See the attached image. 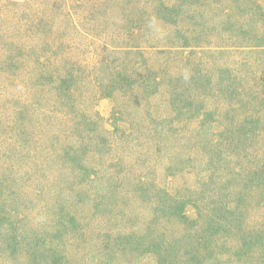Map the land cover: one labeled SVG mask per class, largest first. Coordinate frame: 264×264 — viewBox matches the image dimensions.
<instances>
[{
	"label": "rangeland",
	"instance_id": "1",
	"mask_svg": "<svg viewBox=\"0 0 264 264\" xmlns=\"http://www.w3.org/2000/svg\"><path fill=\"white\" fill-rule=\"evenodd\" d=\"M11 1L41 11L51 2L0 0V60L8 38L9 44L30 40L41 49L47 42L91 74L79 77L68 93L31 88L24 99L10 81L6 92L1 88L0 212L8 232L0 237V264H25L35 251L40 264H246L245 234L264 221L253 189L259 173L264 180L256 164L264 118L252 125L240 150L238 143L229 146L223 117L234 120L237 137L248 135L241 125L245 117L251 120L242 113L249 106L229 98L228 86L240 91L264 83V54L251 46L255 32H264V17L252 19L260 0H246L241 17L239 10L225 15L229 0H170L180 13L172 26L155 11L147 16L144 9L156 0H140L139 8H124L127 0H63L62 33L54 40L38 26L22 33L19 16L7 20L3 6ZM74 22L85 31V23L94 25V35L79 39L66 28ZM184 32L192 36V48L178 50ZM92 37L100 52L93 50ZM119 70L127 73L122 85L115 79ZM236 102L239 114H229ZM80 109L90 121L67 123L64 114ZM52 116L67 125L51 128ZM89 133L92 140H86ZM23 204L30 206L26 218L11 212ZM120 233L134 239L127 251ZM13 237L23 240L12 249L20 260L5 249Z\"/></svg>",
	"mask_w": 264,
	"mask_h": 264
},
{
	"label": "trees",
	"instance_id": "2",
	"mask_svg": "<svg viewBox=\"0 0 264 264\" xmlns=\"http://www.w3.org/2000/svg\"><path fill=\"white\" fill-rule=\"evenodd\" d=\"M220 1H222V0H220ZM247 1L250 2V0H247ZM262 1H264V0H262ZM262 1L261 0L258 1L257 5L253 7L255 9V12L253 14L252 19H255L256 16L264 17V3H262ZM115 2H116V0H114L112 3H115ZM139 2H140V0H127L126 2L123 1L121 4L124 8H129L130 6H135V8H139ZM228 3H233V5L228 6V7H224L223 12L225 13L226 16H231V17L234 16V10H239L240 15H237V17H241L242 16L241 13L243 12V10H245L244 9L245 6L248 5L246 3V0H229ZM6 4L7 5H5L3 7H4L5 14L7 15V17H9L7 20H10L11 18H13L15 16H19L20 20H22L20 22L25 24V26L22 27L23 28L22 33L27 32L31 27L38 26L37 30H39V31L43 30V32L46 33V35H50L52 40L61 36V33H62L61 26L62 25H60V16L64 15V9H62L63 8V0H51V2H48L46 4V6L43 7L42 11L39 10L40 8L38 7V5L35 6V4L32 5V3H21V2L11 1V2H7ZM92 4L94 6L95 3L93 2ZM118 4H119L118 2L115 3V5H118ZM262 8H263V16H262V14H260V11H261L260 9H262ZM147 9L150 10L148 12L147 16H150L152 14V12L154 13V11H155L156 17L160 15L159 18L161 20H163V22H165L166 24H170L171 26L177 23L179 15H180V13L176 11L174 4L170 3V0H156L155 3H153L149 7L147 6L144 10H147ZM258 10H260V11H258ZM67 13H71V11H67ZM91 13H92V11H91ZM91 13L89 16H91ZM92 16L94 17V15H92ZM201 17H203V16H201ZM141 18H142V15H141ZM183 19H184V17H183ZM106 22L107 21H104V23H106ZM244 23H246V24L248 23V25H252V21H250V22L245 21ZM76 26H77V23L74 22L72 26L71 25L69 27L66 26V28H72L73 29L72 34L77 36L81 40L86 41L89 39V37L92 36L93 33H90V32L93 30L92 28H94V25L89 26L85 23V26L87 29L86 31L83 29H79ZM13 28L16 29L15 27H13ZM224 28L227 29L228 27H224ZM206 29L211 30L209 24H208V27ZM213 29H215V27H213ZM19 34L21 35L20 32H19ZM184 34H185L184 36H186V39L184 38V36L179 38L178 41H180L181 45L178 46V50H180V48H183V49L192 48V43H191V41L193 40L192 36L190 37L189 35H186L187 33H185V32H184ZM243 34L248 35V31L244 29ZM25 35H26V33H25ZM44 37H45V35H44ZM252 37L255 38L254 40H252L251 46L254 48V50L252 52L253 53L258 52V53L264 54V32H261V33L255 32V34ZM24 39H27V38H24ZM8 40H9V38L6 39L5 41H3L5 43H7V45H10V46L8 47V49L6 47V53L4 55V58H3V60L2 59L0 60V64H1L0 65V93H1L0 95H1V98L3 96L1 88L3 90L6 87L3 90L4 92H6V90H8V88H9V87H7L9 81L14 83L12 85V86H14V89H13L14 91L17 92L19 89L24 91L23 97H24V99H26L25 94L29 93L31 88H34L37 91H40L43 88H48L47 86H49L50 90L54 89V88H58L60 90V92L65 91L68 93L70 91V88H73V83H76L77 81H78V84L81 83L79 77L81 78L82 76L91 74V69L90 68L88 70L84 69L81 61L77 62V61L70 60L71 59L70 57L67 58L68 55L64 56V54L63 55L60 54L59 49L54 50L55 47L52 48V45L51 44L49 45V43H47V42L43 43L45 45L43 46L44 48L41 49L39 47V45L38 46H32L30 40H27V41L25 40L22 42L11 43V44H9L7 42ZM94 41H96V38L92 37V39L90 40V43H94L93 50L97 49L100 52V50H99L100 45L96 47V42H94ZM249 41H251V40H248V42ZM3 42H1V43H3ZM100 44H101V46H103V48H105V50H115V47L110 46L109 44H106V43H100ZM85 48H87V47H85ZM46 49H49L51 51H47ZM79 49L80 48L75 49L76 52L81 51ZM10 50H14L13 53L10 52ZM127 50H131V49H127ZM64 59H66L65 63L62 62V61H64ZM1 62H3V64ZM79 74H80V76H78ZM126 77H127V73H124L123 71L119 70L116 74L115 79H117L119 82H121L120 85H122V83ZM158 80H160V77ZM237 80H239V79L235 78L234 82H237ZM163 82H164V80H163ZM159 83L161 84L162 81H159ZM116 86H117V84L115 82L111 81V83L109 85L111 92L115 91ZM240 86L244 87L243 84H240L239 87ZM228 87L231 90V95L229 96V98H237V100L239 101L240 104L245 103L244 100H246V102H247L246 104H248V106H249L247 108L245 105V108H242V113L244 112L251 119V120H248L245 117V121L241 125V128H243L242 130H245L248 133V135L243 136L242 139L237 137L238 133H239V129L237 131V134L232 132L233 129L230 127L231 126L230 124L234 120L230 121L226 117V115H224L225 116V117H223L224 119L222 118L223 121L225 122V124L227 125V128L230 130V131L228 130V132H227L229 134V136L227 135V138H229L231 140V142H229V146L230 145L232 146L233 143H238L237 146H240L239 149L245 150V147H243L241 145L242 144L241 141L245 137H247V136L249 137V134L250 135L252 134L251 132L254 131L252 125L255 124L257 127L258 125H260V123L262 124V121L264 118L263 115H259L260 112H262L264 109V107H262V106H264V83L260 84V89L251 87V85H248V84L240 91L237 90V87L234 86L233 84L229 85ZM122 90H123V88H122ZM67 93H65V94H67ZM255 94H257V96ZM107 96H109V95H106V97ZM243 97H244V99H243ZM33 101L34 100H32V103H33ZM231 102H234V100ZM37 104H39V103L37 102ZM234 104H236V105L232 104V106L229 109H226V110H228L227 112L229 114L232 112H234V114H239L240 111L237 108V106H238L237 102ZM27 106H29L28 102H27ZM250 108L252 109V113L250 112ZM74 111L75 110L68 113L67 115L64 114V119L67 116V118H66L67 123H75V124L80 125L82 123H86V122L90 121V115H87L86 112H84L83 110L80 109L76 112H74ZM255 116H257V118H255ZM253 118H255V120L257 122H255V120H253ZM64 119L61 117L59 118L57 116H56V118H53V116H52L50 118L51 125H48V126H50L51 128L52 127L55 128L54 127V124H55V125L64 127V125L66 124ZM97 121L98 120H96L95 122L98 125ZM92 122H94V121H92ZM260 129H261V127H258L257 131H260ZM62 130L63 129H61L60 134H62L64 136L65 132H64V130L63 131ZM242 130L240 131L241 133H243ZM231 132H232V136H231ZM111 134H113V132ZM259 136H260L259 133H257V137L260 140L263 135H261L260 137ZM262 138H263V139H261L262 142L260 143L261 144L260 147L262 149V151L260 153L261 156L259 157V161H258V163L256 162V164H257V168L260 171L264 172V136ZM90 139L92 140L93 137H91V135L89 133L88 137H86V140H90ZM96 144L100 146V142H96ZM76 150L77 149H74V151H76ZM76 155H78V153H76ZM70 157H71V155H70ZM75 158L77 159V156H75ZM75 158H72V159H75ZM78 163H80V161ZM81 169H83V167L78 165V170H81ZM169 169H171V168L169 167ZM254 178H255V176H254ZM258 179H261V180L263 179V176L260 173H259ZM261 180L260 181L257 180V183H255V188H253V189H255V191H254L255 197H257V194H258V196L260 195V197L256 201V206L257 207L263 206V208H264V203H262L264 201V182H263L264 180L263 181H261ZM140 185H141L140 187L145 186L144 183H140ZM1 207H2L3 211H5V208H4L2 203H0V208ZM245 209H246V207H245ZM6 211L9 212L10 210L7 209ZM29 211H30V206H27L25 204H23L22 207L17 206L14 209H11V212L13 214L18 213V215H20V217H22V218H26L29 214ZM227 213H229V211H227ZM8 214H7V216H8ZM4 218L5 217L2 215V211H1L0 212V237H1V239H5L6 233L8 232L6 230L7 220L5 221ZM223 218L228 221V219L226 217H223ZM8 221H10V219ZM261 226H262V228H264V221H261L259 228L256 227V229H254L253 231L252 230L250 231L251 233H247V235L245 234V236L248 240V243L250 244V246L248 248H245V250H244V253H245L244 256L245 257L247 256V260L245 261L246 264H248L249 262L251 264H264V229H262ZM120 234H122V236L127 237L125 239V242H126L125 244H123L121 242L123 248H125V250L127 251L128 250L127 247L130 246L129 242L132 243V241L134 239L131 235L127 236L126 233H120ZM123 234H125V235H123ZM11 240L12 241H6L5 242L8 244L5 247V249L9 252L10 257L14 258V257H16L15 255H13L14 254L13 252L15 250H12V249L13 248L18 249V247H19L18 243L20 244L23 240H19L18 238L16 239L14 237ZM207 241L208 240H206V243H207ZM119 243H120V241L118 238V240L115 241L116 246L118 245V247H119ZM33 247H34V249L36 248L35 245H32L30 247V249L33 250ZM8 252H5V253H8ZM28 254L31 257V259L28 262L26 261L25 264H30L29 263L30 261H34L35 263H38V264H40L42 262V260H40V258H38L36 256V255H38L37 251H35V253L30 252ZM20 257H21V255L17 256L16 259L20 260L21 259ZM235 262H233L232 264H236ZM160 264H162V262H160ZM184 264H189V263H188V261L187 262L184 261ZM196 264H198V263H196Z\"/></svg>",
	"mask_w": 264,
	"mask_h": 264
}]
</instances>
